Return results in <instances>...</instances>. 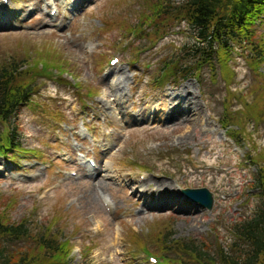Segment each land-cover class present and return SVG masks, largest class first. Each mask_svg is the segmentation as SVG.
<instances>
[{
    "label": "rangeland",
    "instance_id": "1",
    "mask_svg": "<svg viewBox=\"0 0 264 264\" xmlns=\"http://www.w3.org/2000/svg\"><path fill=\"white\" fill-rule=\"evenodd\" d=\"M54 1H0L9 15L27 9L11 28L0 22V69L14 62L21 63L18 72H37L23 74V83L34 79L30 102L18 107L9 126L0 124V135L13 132L21 149L0 156V215L12 225L25 221L30 231L24 239L3 236L8 263L37 252L38 238L65 244V264H154L145 257L150 254L159 264L165 241H201L212 251L227 247L231 225L252 217L263 198L264 23L255 25L250 45L229 44L230 60L213 48L195 72L197 65L188 63L194 46L189 26L153 8L165 0ZM157 26L165 38L152 36ZM140 27L136 38L133 31ZM53 54L63 66L52 60L60 68L44 69ZM112 58L119 63L109 66ZM172 59L178 70L172 77L164 73L159 83L161 68ZM189 69L194 75L185 74ZM43 70L54 76L45 77ZM119 75L124 82L117 90ZM175 86L189 87L201 103V126L181 123L184 129L163 131L170 126L164 122L170 108L159 99L165 92L176 99ZM226 112L236 115L230 129L221 126ZM88 160L98 173L83 175ZM147 177L172 186L197 221L177 217L184 205L164 209L161 203L151 210L139 199L142 188L124 189L130 180ZM200 188L213 195L210 211L182 193Z\"/></svg>",
    "mask_w": 264,
    "mask_h": 264
},
{
    "label": "trees",
    "instance_id": "2",
    "mask_svg": "<svg viewBox=\"0 0 264 264\" xmlns=\"http://www.w3.org/2000/svg\"><path fill=\"white\" fill-rule=\"evenodd\" d=\"M153 8L164 9L166 15L175 19L182 18V22L187 23L194 38V46L188 50V56L191 57L188 63L192 68L197 65L195 70H200L203 64L207 63L208 57L210 58L209 53L213 48L215 53L219 50L230 60L231 50L229 48L231 46L229 44L241 47L246 44L250 45L248 38L255 25L264 23V0H187L179 5L165 0L164 3L155 4ZM157 19L161 22L159 17ZM141 32H143L141 27L133 31L136 36ZM153 34L152 36L165 37L158 26L153 30ZM52 60L62 66L64 64L61 58L53 54V57H48L42 67L44 69H59L60 66H57ZM228 60H225L224 57L221 59L224 71ZM172 62L173 59L171 62L164 63L161 68L163 76L164 73H166L165 77L171 76L178 70V64ZM20 65L21 63L16 66L14 62L10 65L5 62L0 69V124L7 126L15 116L19 105L26 103L32 92L34 79L23 83L22 81L25 79L23 74H27L29 77L35 76L37 73L35 71L26 73L23 72L24 70L18 72ZM251 66L255 71L259 69L256 62ZM47 71L43 70L44 76L51 74ZM192 72L193 70L189 69L185 74L193 75ZM225 77L230 79L228 72ZM93 94L94 92H89L90 96ZM262 106L258 105V109L254 111V119H256L257 113H260ZM248 116L250 118L249 113ZM235 117V114L229 115L226 112L224 120L226 124L221 122V126L230 127V123H234ZM233 138L236 140L234 136ZM18 149L19 145L15 143L13 132H10L8 136L0 135L1 156L5 157L9 151L19 152ZM262 192L261 205L254 215L231 225L229 231L232 241L227 247L219 244L216 246V250L212 251L201 241L174 242V245H169L165 241L160 245L161 254H164L162 259L166 260L165 264H264V189ZM4 217L3 214L0 215V243L3 245L0 248V264H9V256L4 248L5 244L2 243L3 236L23 239L29 236L30 231L25 221L12 225L8 224ZM35 242L39 243L37 252H28L26 255H21L20 258L16 257L13 264H51L52 259L54 263L65 264L66 255L64 253L68 251L65 244H58L55 247L51 244L52 239L46 240L45 238H38ZM171 254L177 259L171 260Z\"/></svg>",
    "mask_w": 264,
    "mask_h": 264
},
{
    "label": "bare ground",
    "instance_id": "3",
    "mask_svg": "<svg viewBox=\"0 0 264 264\" xmlns=\"http://www.w3.org/2000/svg\"><path fill=\"white\" fill-rule=\"evenodd\" d=\"M55 2L54 0H52ZM5 7L0 4V22L3 23V27L5 28H11L12 27V21L17 20L23 13H27V9L21 8L17 13H12L9 15V12L7 11V15L5 13ZM56 16V15H55ZM14 26H16L13 23ZM256 47V45H255ZM116 70V69H115ZM115 72L113 71L112 74ZM111 74V75H112ZM124 82V76L119 75L116 77L114 81V86L117 90L120 89L121 84ZM173 92L177 94L172 99L171 96H168V94L165 92L164 94H161L160 96V102L161 105L165 108L169 107V111L166 115V118L164 119V122L170 123V126H165L163 131L169 130L168 132H175V128H182L181 123L185 124V127L192 126L194 129L196 128V125L202 124V117H203V111L204 108H202V105L199 101L195 99L193 94H191L190 88L187 86H175ZM185 105V110H182V107L180 104ZM179 122V123H177ZM205 126L208 125L207 121H205ZM188 128V127H187ZM99 171V169L90 168L87 171L84 172V175L88 174V172H95ZM90 173L89 177L92 175ZM192 174H196V172H193ZM104 179H98L95 181L94 187L92 188V192H97L96 188L100 187ZM93 180H91L92 182ZM92 183L89 184L91 186ZM142 188L141 193H138L139 199L143 200L144 207H149L152 209L159 208L158 205L161 203L164 204V209H170L172 207L182 206L184 205V209L180 215H178V218L188 220L189 222H195L197 219H195L192 215L193 207L189 206L185 200H180L178 198V195L175 194L174 188L170 185H168L165 181H160V179L156 177H147L145 179H132L124 186V189L126 191H131L132 193L135 191L134 187ZM102 186L100 187V189ZM131 193V194H132ZM174 195L173 199L168 200V196ZM171 197V196H170ZM96 198V197H95ZM172 202L171 205H168L166 203ZM161 206V205H160Z\"/></svg>",
    "mask_w": 264,
    "mask_h": 264
},
{
    "label": "water",
    "instance_id": "4",
    "mask_svg": "<svg viewBox=\"0 0 264 264\" xmlns=\"http://www.w3.org/2000/svg\"><path fill=\"white\" fill-rule=\"evenodd\" d=\"M183 194L192 202L197 203L205 210H211L213 206V196L207 189H185Z\"/></svg>",
    "mask_w": 264,
    "mask_h": 264
}]
</instances>
